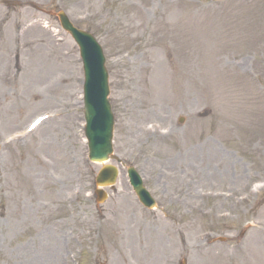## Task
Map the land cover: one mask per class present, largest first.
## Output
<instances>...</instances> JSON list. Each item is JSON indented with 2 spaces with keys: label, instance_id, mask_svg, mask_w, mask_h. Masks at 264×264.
Masks as SVG:
<instances>
[{
  "label": "rangeland",
  "instance_id": "1",
  "mask_svg": "<svg viewBox=\"0 0 264 264\" xmlns=\"http://www.w3.org/2000/svg\"><path fill=\"white\" fill-rule=\"evenodd\" d=\"M58 11L103 46L115 153L154 210L123 168L93 197L82 61ZM183 259L264 264V0H0V264Z\"/></svg>",
  "mask_w": 264,
  "mask_h": 264
},
{
  "label": "water",
  "instance_id": "2",
  "mask_svg": "<svg viewBox=\"0 0 264 264\" xmlns=\"http://www.w3.org/2000/svg\"><path fill=\"white\" fill-rule=\"evenodd\" d=\"M62 25L70 31L81 46L85 69V108L88 127L86 134L90 140L91 158L103 160L112 152L111 138L113 129V115L108 101L109 85L108 72L105 67V57L101 46L88 33L83 32L68 20L64 13H60ZM134 176L136 173L132 171ZM115 171L108 168L100 175L106 183L115 180ZM138 192L144 200H149L148 193L137 182Z\"/></svg>",
  "mask_w": 264,
  "mask_h": 264
}]
</instances>
